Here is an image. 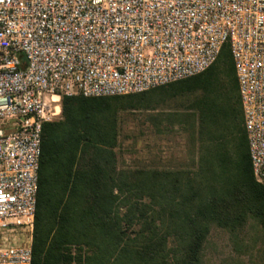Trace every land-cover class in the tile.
I'll return each mask as SVG.
<instances>
[{"label":"built area","instance_id":"2783aa9c","mask_svg":"<svg viewBox=\"0 0 264 264\" xmlns=\"http://www.w3.org/2000/svg\"><path fill=\"white\" fill-rule=\"evenodd\" d=\"M226 43L264 184V0H0V264H32L43 125L63 96L185 80Z\"/></svg>","mask_w":264,"mask_h":264},{"label":"trees","instance_id":"16d2710c","mask_svg":"<svg viewBox=\"0 0 264 264\" xmlns=\"http://www.w3.org/2000/svg\"><path fill=\"white\" fill-rule=\"evenodd\" d=\"M195 81L203 90L189 136L196 169L120 165L119 112L145 109L146 92L63 96L62 118L45 122L32 264H204L213 227L230 235L244 264L254 220L264 233V184L250 158L244 115L231 131L220 103L238 82L230 44ZM234 130H237L235 128Z\"/></svg>","mask_w":264,"mask_h":264},{"label":"rangeland","instance_id":"374dc122","mask_svg":"<svg viewBox=\"0 0 264 264\" xmlns=\"http://www.w3.org/2000/svg\"><path fill=\"white\" fill-rule=\"evenodd\" d=\"M237 77V76H236ZM223 109L227 111L231 131H238V122L242 121L243 109L238 82L230 85L220 97ZM121 120V143L119 147L120 165L125 167H152L156 162L147 156L145 133V109H127L119 112ZM237 128V130H234ZM158 162L167 168L195 170L198 162L197 147L187 136L185 141H175L166 150L164 159ZM243 236L248 240L257 238L251 250L240 257L244 264H264V233L254 220L246 226ZM234 256L230 235L226 230L213 227L204 255V264H226Z\"/></svg>","mask_w":264,"mask_h":264},{"label":"crops","instance_id":"0c3cea01","mask_svg":"<svg viewBox=\"0 0 264 264\" xmlns=\"http://www.w3.org/2000/svg\"><path fill=\"white\" fill-rule=\"evenodd\" d=\"M177 81L148 90L145 106V133L147 156L163 168L158 159H164L166 150L175 141L189 137L191 124L199 123L200 98L203 90L195 81ZM148 169L150 168L147 167Z\"/></svg>","mask_w":264,"mask_h":264}]
</instances>
